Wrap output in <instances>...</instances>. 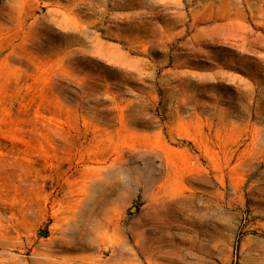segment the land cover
<instances>
[{
  "label": "rangeland",
  "instance_id": "374dc122",
  "mask_svg": "<svg viewBox=\"0 0 264 264\" xmlns=\"http://www.w3.org/2000/svg\"><path fill=\"white\" fill-rule=\"evenodd\" d=\"M0 264H264V0H2Z\"/></svg>",
  "mask_w": 264,
  "mask_h": 264
},
{
  "label": "trees",
  "instance_id": "16d2710c",
  "mask_svg": "<svg viewBox=\"0 0 264 264\" xmlns=\"http://www.w3.org/2000/svg\"><path fill=\"white\" fill-rule=\"evenodd\" d=\"M2 0H0V2H1Z\"/></svg>",
  "mask_w": 264,
  "mask_h": 264
}]
</instances>
